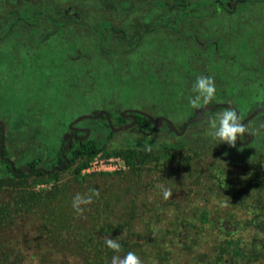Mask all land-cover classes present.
Masks as SVG:
<instances>
[{
	"label": "rangeland",
	"instance_id": "1",
	"mask_svg": "<svg viewBox=\"0 0 264 264\" xmlns=\"http://www.w3.org/2000/svg\"><path fill=\"white\" fill-rule=\"evenodd\" d=\"M157 1L161 0H0V119L7 154L16 165L38 155L41 166L51 169L71 120L93 111L141 108L169 116L180 127L195 111L188 97L194 95L192 86L200 75L212 77L216 93L222 91L212 102L228 101L241 113L258 110L264 101V0H220L217 6L206 0L204 9L195 8L201 16L179 17L168 24L163 17H175V9ZM221 111L222 107L206 111L181 135L155 129L152 143L135 131L127 136L123 131L115 133L82 170L87 176L86 189L108 185L118 173L139 168L137 160L107 155L110 147L131 141L137 148L149 150V146L156 152L159 142L184 140L185 154L198 153L189 165L179 161L173 167L177 171L165 170L162 163L172 157L161 152L155 153L160 162L143 165L145 175L135 201L145 208L159 207L161 213L138 215L142 234L148 231L143 221L151 218L160 222L151 224L154 236L175 216L186 215L196 224L203 209L211 217L227 216V210L240 205V199L258 202L259 176L264 173V157L259 155L264 152L260 149L264 110L251 120V126H260L244 148L208 135L210 122ZM83 120L88 124L93 119ZM94 134L100 139L105 132ZM214 162L220 165L216 170L219 181H203L202 177L201 184H192L198 172L208 175ZM76 165L30 175L21 184L50 189L70 180ZM4 168L0 164V173ZM171 171L173 180L169 179ZM162 189H170L171 199L180 200L188 212L177 211L174 202L164 208ZM235 213L244 218L246 209ZM218 235L213 228L203 233V249L214 252ZM39 237L34 221L28 219L20 234L8 238L16 255L3 264H83L76 254L43 244Z\"/></svg>",
	"mask_w": 264,
	"mask_h": 264
},
{
	"label": "trees",
	"instance_id": "2",
	"mask_svg": "<svg viewBox=\"0 0 264 264\" xmlns=\"http://www.w3.org/2000/svg\"><path fill=\"white\" fill-rule=\"evenodd\" d=\"M169 1H157L163 7L172 8V11L175 9V17H163L165 24L177 22L179 17L201 16L202 13L197 12L195 8L204 9L207 3L206 0ZM212 2L215 6L221 4L220 0ZM138 117L142 119V116ZM112 134L109 129V136ZM141 137L147 142H155L152 138ZM102 144L97 143L94 138L73 144L67 152L69 162L66 165L77 163L71 179L47 190H36L21 184L30 175L45 174L40 170L34 171L38 167L35 158L25 164L33 169V172L22 171L19 174L12 172L7 163L0 158V164L5 167L4 172L0 173L1 264L8 262L10 256L16 255L11 248L12 241L8 238L20 234L25 229L28 219L34 221L43 244H53L57 249L63 248L69 254H76L83 264H111L113 256H123L128 252H134L143 264H264V173L259 176L260 183L257 186L259 192L256 194L262 198L260 197L258 202L240 199V205L228 209L227 216L216 214L211 217V213L203 209L198 213L199 219L196 224L186 215L175 216L166 223L168 226H165L162 233L151 236L153 232L151 224L158 225L159 220L151 218L143 221L148 231L142 234L137 217L142 213L155 217L161 212L159 207L152 205L145 208L144 204L139 206L135 201L140 191V178L145 175L143 165L146 161L160 162L155 153L161 152L172 157L167 163H162V166H166L164 169L177 171L173 167L179 165V161L189 165L191 159L197 157L198 153L194 151L193 154H185L184 140L159 142L156 152L137 148L131 141H126L121 145L110 147L106 154L123 155L127 160H137L139 168L118 173L116 175L118 177L108 185L102 184L104 187L101 185L86 189L87 176L81 172L88 161L104 149ZM3 154L7 155L5 149ZM59 157L58 152L55 160H60ZM54 164L55 162L52 168ZM219 166L218 163H211V171L207 172L208 175L203 174L202 171L198 172L192 184H201L207 180L219 181L216 171L220 169ZM171 173L172 171L169 173V179L173 180L174 176ZM186 175L188 178L192 177L191 172H187ZM202 177L204 180L200 181ZM153 182L154 180L144 187L149 188ZM165 182L168 184V181ZM83 185L84 188L80 191ZM92 190H98L99 195L93 196L92 203L82 205L83 215L78 214L72 207L73 197L79 192L86 193V196L90 195ZM132 192L134 198L130 197ZM230 194L231 197L236 196L234 193ZM172 202L177 211L188 212L181 208L180 200L176 202L171 198L164 199L162 206L168 208ZM240 209H246L244 218L238 217L235 213ZM212 228L219 234L214 239V252L204 250L201 245L203 233L211 231ZM105 238L116 239L121 245L120 251L117 253L108 248Z\"/></svg>",
	"mask_w": 264,
	"mask_h": 264
},
{
	"label": "flooded vegetation",
	"instance_id": "3",
	"mask_svg": "<svg viewBox=\"0 0 264 264\" xmlns=\"http://www.w3.org/2000/svg\"><path fill=\"white\" fill-rule=\"evenodd\" d=\"M66 12V10H64ZM109 24H111L109 22ZM31 56H28L27 59H29ZM29 64V62H26V64H23V65H27ZM264 71V69H262ZM222 91L221 92H217L216 93V96L218 94L221 95ZM212 102V101H211ZM216 102V101H215ZM218 103H222V104H227V106H219V107H222L223 110L225 107H228V106H231L233 108H235L232 104H230V102L228 101H218ZM212 104H215L214 101L211 103V104H207V105H212ZM259 105H261L259 108H264V101L260 102ZM205 105L201 104L200 107L198 108H195V111L193 110V115L191 114L190 116L192 117L191 119L193 118H196V117H199L200 116V112L198 111L199 108L203 107ZM258 108V109H259ZM110 108L108 109H102V110H105L107 111L108 113V117H109V121L107 120L106 116L104 114H101L99 117H93L95 114H97L99 111L101 110H98V111H93V113H90L89 115H91V117L89 119H93L90 123H83L84 120L81 119L79 120L78 122L74 123L72 125V128H69V126L66 128V130L64 131L65 132V135L68 133V134H72V141H71V144H70V147L67 148L65 151H64V156L68 158L67 156V152L69 149L72 148V145L73 144H76V143H80V142H83V141H87L89 139H92L94 138L96 140L97 143H103L102 145L104 146V142L105 141H108L109 139H111V137L115 134V133H120L123 131L122 134H126L129 135L131 134L133 131H135L136 134L140 135V136H146V137H151V134L152 132L155 130V129H159V128H165L166 131H169L170 133L174 134V135H177L176 133H174L169 125L166 123V121L164 119L161 120L160 124H159V119L161 117L163 118H166L168 119L169 121L172 122V124L176 127L175 125V119L173 118H170L169 116H158L157 114L155 115V113H152L151 111L149 110H143L141 108H135L134 110H138L140 112H142L143 114L141 113H133L134 116H135V121H133V118L131 117V108H127L125 110H121L119 112H111L109 111ZM211 110V109H209ZM209 110H205L204 111V114L206 113V111H209ZM235 110L238 112V114L241 116V119L242 121H244V125L247 127L248 129V133L245 134L244 137H241V138H238V143L236 146H239L241 148H244V147H247L249 144L252 143V141L254 140L255 138V132L254 130H258L259 129V126L260 125H254V126H251V120L253 119V117L256 115V113L254 115H252L250 117L251 114H249L250 112L248 113H241L240 111H238L236 108ZM203 114V115H204ZM138 116H142V119H139ZM120 117V118H119ZM149 117H152L153 118V121H151V119ZM203 117V116H202ZM201 117V118H202ZM85 119V118H84ZM74 119H72L71 121H73ZM190 120V119H189ZM201 120V119H200ZM199 120V121H200ZM138 121H142L141 123H139ZM188 121V120H187ZM187 121H184L182 123V125L180 127H176L177 129H181V127L183 126V124H185ZM197 121V122H199ZM156 123L157 125H154V123ZM197 122H194V123H191V124H195ZM113 125L114 127H120L122 125H130L129 127H127L126 129L124 130H120V131H112L111 130V127L110 125ZM189 124V125H191ZM109 125V126H107ZM188 125V126H189ZM187 126V127H188ZM153 127V128H152ZM186 127V128H187ZM109 129L113 132V134L111 136H109ZM153 129L151 132L150 130ZM88 130V131H87ZM103 130L105 132V135L98 139L96 136H95V131H101ZM186 130V129H185ZM184 133V132H183ZM182 133V134H183ZM65 135L63 136V143L59 149V153H60V160L56 159L55 160V164H54V167H57L59 166L60 164H62L64 162V157L62 156V148L64 147V145L66 144V140L64 139ZM181 135V134H180ZM3 138V141H4V144H3V151L4 149L6 150V153H7V145H6V139H5V131H4V123L2 122V120L0 119V141L1 139ZM262 146L260 149H264V139L260 141ZM58 155V153H57ZM56 155V157H57ZM259 155L261 157H264V152L262 151H259ZM5 156V155H4ZM7 158V160H4V159H1L3 161H5L7 163V165L9 166L8 162L11 161L13 163V168H14V173H16L21 167L23 166H26V162L24 164H21V165H16V163H14V161L12 159H10V157L8 156V154L5 156ZM35 158L36 160V164L38 165V167H36L34 169V171H42L41 169L43 168L44 170L42 172L44 173H47V172H51V170H47L45 167H42L41 166V161H42V156H38V155H33V157L31 159ZM30 159V160H31ZM28 160V161H30ZM27 167V166H26ZM53 167V168H54ZM10 168V167H9ZM15 168H18V169H15ZM22 172V171H21ZM28 172V171H27ZM33 172V169L32 171H30L29 173ZM16 174H19V173H16Z\"/></svg>",
	"mask_w": 264,
	"mask_h": 264
},
{
	"label": "clouds",
	"instance_id": "4",
	"mask_svg": "<svg viewBox=\"0 0 264 264\" xmlns=\"http://www.w3.org/2000/svg\"><path fill=\"white\" fill-rule=\"evenodd\" d=\"M192 93L194 95L188 97V102L193 108H198L201 104H209L216 95L215 80L210 76H198L193 83ZM210 128L211 131H209L208 135L213 140L226 143L231 147H236L238 138L244 137L248 133V129L242 122L241 116L231 106L225 107L223 111L217 114V118L210 122ZM146 148L150 150L149 146H146ZM162 194L165 200L171 198L173 195L170 189H162ZM94 195H99L98 190H92V193L87 196H82L78 193L73 197V209L78 214L83 215L84 209L82 205L92 203ZM105 244L117 253L121 249V245L116 239L105 238ZM111 264H143V262L134 252H128L123 256H113Z\"/></svg>",
	"mask_w": 264,
	"mask_h": 264
},
{
	"label": "water",
	"instance_id": "5",
	"mask_svg": "<svg viewBox=\"0 0 264 264\" xmlns=\"http://www.w3.org/2000/svg\"><path fill=\"white\" fill-rule=\"evenodd\" d=\"M219 106H227V104L215 103V104H212V105H205V106L199 108L198 111L200 112V116L188 120L185 124H183V126L181 127L180 130H178V129L172 124L171 121H169L168 119L163 118V117H161V118L159 119V124H160L161 120L164 119V120L166 121V123L169 125L170 129H171L174 133H176L177 135H180V134H182V133L185 131L186 127H187L189 124L199 121V120L201 119V117L203 116L205 110L214 109V108L219 107ZM261 110H264V108H259L257 111H255L254 113H252V114L250 115V117H251L252 115H254L255 113H257L258 111H261ZM133 113H141V114H143L142 112H140V111H138V110H134V109H132V110H131V117L133 118V121H135V116H134ZM101 114H104V115L106 116L107 120L109 121L108 113H107V111H105V110H101V111H99V112H98L97 114H95L93 117H99ZM90 117H91V115H89V114H84V115H82V116H80V117L74 119L73 121L70 122V124H69V128H72V125H73L74 123L78 122L79 120L84 119V118H90ZM149 118L151 119V121H153V118H152V117H149ZM242 122H244V121H242ZM153 123H154V122H153ZM154 125H157V124L154 123ZM129 126H130V125L128 124V125H122V126L116 128V127H114L112 124L110 125L112 131H120V130H124V129H126V128L129 127ZM87 131H88V130H87ZM64 139L66 140V144H65L64 147L62 148V156L64 157V162H63L62 164H60L59 166L52 168L51 171H55V170H58V169L64 168V167L68 164V162H69L68 158L64 156V151H65L67 148L70 147V144H71V141H72V134H68V133H67V134L65 135ZM238 141H239V140H237V142H238ZM3 144H4V141H3V138H2L1 141H0V158H1V159H4V160H7V158H6V157L4 156V154H3ZM8 164H9L10 170L13 172V171H14L13 163H12L11 161H9ZM41 170L43 171L44 169L42 168ZM21 171H28V172H30V171H32V169L29 168V167L23 166V167H21L16 173H20Z\"/></svg>",
	"mask_w": 264,
	"mask_h": 264
}]
</instances>
